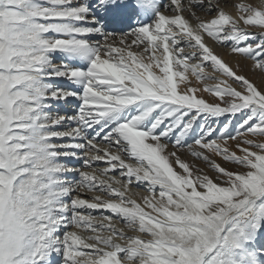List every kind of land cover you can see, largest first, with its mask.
<instances>
[{
  "label": "snow or ice",
  "instance_id": "snow-or-ice-1",
  "mask_svg": "<svg viewBox=\"0 0 264 264\" xmlns=\"http://www.w3.org/2000/svg\"><path fill=\"white\" fill-rule=\"evenodd\" d=\"M0 264H264V0H0Z\"/></svg>",
  "mask_w": 264,
  "mask_h": 264
},
{
  "label": "bare ground",
  "instance_id": "bare-ground-1",
  "mask_svg": "<svg viewBox=\"0 0 264 264\" xmlns=\"http://www.w3.org/2000/svg\"><path fill=\"white\" fill-rule=\"evenodd\" d=\"M187 159V158H186ZM189 159V158H188ZM99 166H103V165H99ZM135 191H138V192H140L141 194H144L143 192H142V190L141 189H136ZM95 215H101V213L100 212H95L94 213ZM56 258L54 257V260H55Z\"/></svg>",
  "mask_w": 264,
  "mask_h": 264
},
{
  "label": "rangeland",
  "instance_id": "rangeland-1",
  "mask_svg": "<svg viewBox=\"0 0 264 264\" xmlns=\"http://www.w3.org/2000/svg\"><path fill=\"white\" fill-rule=\"evenodd\" d=\"M184 158H185V159H186V158L188 159L189 157H188L187 155H185ZM189 159H190V158H189Z\"/></svg>",
  "mask_w": 264,
  "mask_h": 264
}]
</instances>
